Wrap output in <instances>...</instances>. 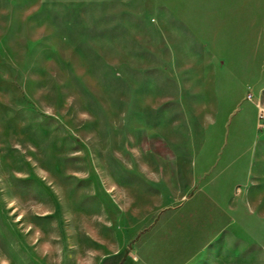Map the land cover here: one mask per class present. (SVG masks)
Masks as SVG:
<instances>
[{
    "label": "rangeland",
    "instance_id": "rangeland-1",
    "mask_svg": "<svg viewBox=\"0 0 264 264\" xmlns=\"http://www.w3.org/2000/svg\"><path fill=\"white\" fill-rule=\"evenodd\" d=\"M259 106L264 0H0V264H264Z\"/></svg>",
    "mask_w": 264,
    "mask_h": 264
},
{
    "label": "built area",
    "instance_id": "built-area-1",
    "mask_svg": "<svg viewBox=\"0 0 264 264\" xmlns=\"http://www.w3.org/2000/svg\"><path fill=\"white\" fill-rule=\"evenodd\" d=\"M249 99L251 100V97H249ZM258 114H259V119L264 121V107L259 106Z\"/></svg>",
    "mask_w": 264,
    "mask_h": 264
},
{
    "label": "crops",
    "instance_id": "crops-1",
    "mask_svg": "<svg viewBox=\"0 0 264 264\" xmlns=\"http://www.w3.org/2000/svg\"><path fill=\"white\" fill-rule=\"evenodd\" d=\"M127 264H136V263H134V262H132V261H128Z\"/></svg>",
    "mask_w": 264,
    "mask_h": 264
}]
</instances>
